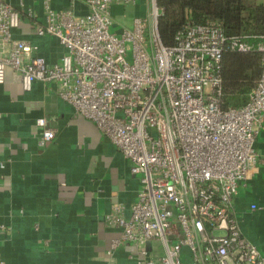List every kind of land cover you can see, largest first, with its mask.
Masks as SVG:
<instances>
[{
  "label": "built area",
  "instance_id": "built-area-1",
  "mask_svg": "<svg viewBox=\"0 0 264 264\" xmlns=\"http://www.w3.org/2000/svg\"><path fill=\"white\" fill-rule=\"evenodd\" d=\"M69 1L84 4L88 13L54 10L47 0L45 23L37 26L39 35L57 37L66 49L50 65L36 46L13 38L21 15L0 0V84L8 69L21 75L26 91L35 81L57 84L58 96L131 163L142 187L129 217L124 204H114L105 217L121 230L110 253L129 245L137 264H264L235 208L240 187L260 164L255 143L264 129V60L248 103L226 109L223 55L251 46L228 37L220 22L189 20L175 46L166 47L156 0L146 17L115 33L112 8L133 7L137 0ZM258 49L264 53V43ZM49 122L37 121L41 148L57 135Z\"/></svg>",
  "mask_w": 264,
  "mask_h": 264
},
{
  "label": "crops",
  "instance_id": "crops-1",
  "mask_svg": "<svg viewBox=\"0 0 264 264\" xmlns=\"http://www.w3.org/2000/svg\"><path fill=\"white\" fill-rule=\"evenodd\" d=\"M21 15L12 31L28 41L38 55L56 64L66 49L52 35H39L47 0H3ZM54 10L72 9L84 16L87 7L69 0H48ZM151 0L133 7L112 8L116 32L131 29L135 18L146 17ZM129 8V9H128ZM32 12L33 16L29 15ZM55 83L35 81L29 91L20 74L6 71L0 84V255L5 264H137L134 248L110 253L121 230L105 223L114 204L130 207L141 191L131 163L96 124L76 113L57 94ZM47 118L57 129L53 142L38 146ZM258 169L241 186L235 208L242 233L264 254V129L255 143ZM256 205L257 210L251 207ZM187 253V250H185Z\"/></svg>",
  "mask_w": 264,
  "mask_h": 264
},
{
  "label": "trees",
  "instance_id": "trees-1",
  "mask_svg": "<svg viewBox=\"0 0 264 264\" xmlns=\"http://www.w3.org/2000/svg\"><path fill=\"white\" fill-rule=\"evenodd\" d=\"M163 14L158 31L166 47L175 46V36L189 21H218L226 35L239 37L251 46L247 52L228 51L222 59L224 108L248 103L262 73L264 53V0H156Z\"/></svg>",
  "mask_w": 264,
  "mask_h": 264
},
{
  "label": "rangeland",
  "instance_id": "rangeland-1",
  "mask_svg": "<svg viewBox=\"0 0 264 264\" xmlns=\"http://www.w3.org/2000/svg\"><path fill=\"white\" fill-rule=\"evenodd\" d=\"M129 9V8H128ZM149 10H150V4H149ZM148 10V11H149ZM111 32H113V33H115L116 32V29L113 27L112 29H111Z\"/></svg>",
  "mask_w": 264,
  "mask_h": 264
}]
</instances>
